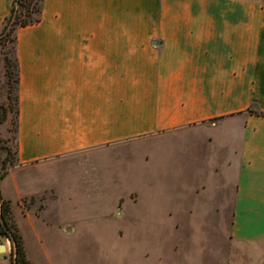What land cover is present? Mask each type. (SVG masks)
<instances>
[{
  "label": "crops",
  "instance_id": "crops-1",
  "mask_svg": "<svg viewBox=\"0 0 264 264\" xmlns=\"http://www.w3.org/2000/svg\"><path fill=\"white\" fill-rule=\"evenodd\" d=\"M13 3L0 0V28ZM16 55L18 164L0 188L30 261L46 249L35 225L46 210L23 199L56 187L12 189L19 169L192 132L218 150L208 161L220 179L191 192L219 187L225 264H264V0H44L42 20L18 30ZM3 242L0 264H13Z\"/></svg>",
  "mask_w": 264,
  "mask_h": 264
},
{
  "label": "rangeland",
  "instance_id": "rangeland-1",
  "mask_svg": "<svg viewBox=\"0 0 264 264\" xmlns=\"http://www.w3.org/2000/svg\"><path fill=\"white\" fill-rule=\"evenodd\" d=\"M4 35L0 32V104L9 102L6 57L13 59L14 47ZM14 121L10 111L0 124V174L18 164ZM217 154L205 134L184 132L70 155L56 166L19 169L12 189L17 182L26 192L50 184L58 190L23 199L46 210L35 220L46 248L33 250L37 264H225L228 220L215 211L219 187H206L199 199L191 192L201 181L220 179L208 161ZM190 205L197 206L192 214L186 211ZM30 224L23 221L28 229ZM64 226L72 230L66 237Z\"/></svg>",
  "mask_w": 264,
  "mask_h": 264
},
{
  "label": "trees",
  "instance_id": "trees-1",
  "mask_svg": "<svg viewBox=\"0 0 264 264\" xmlns=\"http://www.w3.org/2000/svg\"><path fill=\"white\" fill-rule=\"evenodd\" d=\"M44 0H14L12 10L6 17L4 25L0 28L1 35L5 33L4 42L10 37L14 43L13 59L6 57V74L8 78V104H0V124L9 118V112L15 113V131L19 130V62L16 55L17 32L20 28L39 23L42 20ZM12 67L14 68L12 70ZM14 84V85H12ZM14 89L15 95H11ZM258 114H263L256 111ZM7 148V147H4ZM13 166V165H12ZM8 175V171L0 174V182ZM0 219L1 235L10 239L12 243L11 259L13 264H34L25 252L22 234L14 219L12 206L9 200L2 197L0 193Z\"/></svg>",
  "mask_w": 264,
  "mask_h": 264
},
{
  "label": "water",
  "instance_id": "water-1",
  "mask_svg": "<svg viewBox=\"0 0 264 264\" xmlns=\"http://www.w3.org/2000/svg\"><path fill=\"white\" fill-rule=\"evenodd\" d=\"M6 250V246L4 244H0V251L3 252Z\"/></svg>",
  "mask_w": 264,
  "mask_h": 264
},
{
  "label": "built area",
  "instance_id": "built-area-1",
  "mask_svg": "<svg viewBox=\"0 0 264 264\" xmlns=\"http://www.w3.org/2000/svg\"><path fill=\"white\" fill-rule=\"evenodd\" d=\"M1 225H2V221H1V219H0V229H1ZM0 236H1V232H0ZM6 242H7V243H10V239L7 238V237H6Z\"/></svg>",
  "mask_w": 264,
  "mask_h": 264
}]
</instances>
